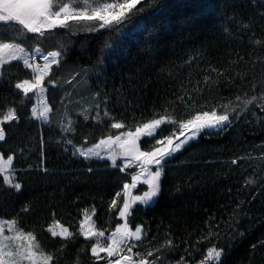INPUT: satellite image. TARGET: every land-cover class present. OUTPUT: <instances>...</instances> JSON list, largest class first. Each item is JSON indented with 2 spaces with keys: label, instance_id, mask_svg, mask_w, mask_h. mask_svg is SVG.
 I'll return each mask as SVG.
<instances>
[{
  "label": "trees",
  "instance_id": "1",
  "mask_svg": "<svg viewBox=\"0 0 264 264\" xmlns=\"http://www.w3.org/2000/svg\"><path fill=\"white\" fill-rule=\"evenodd\" d=\"M141 4L146 5L145 12L121 25L119 34L82 32L63 41L58 38V44L67 46V68L55 100L49 96V103L62 113L65 109L59 101L64 99L68 113L78 120L74 143L87 136L91 145L117 132L109 127L112 121L103 111L101 124L77 117L80 112L95 116L97 103L115 121L133 126L151 118L153 109L163 113L166 106L169 114L179 117L186 111L179 101L185 93L196 99L197 108L211 107L234 98L238 90L249 91L253 83L257 88L264 84V50L253 45L249 36L264 38V20L256 11L259 0L255 7L251 0H145ZM240 21L250 28L243 29ZM101 57L103 64L98 63ZM81 68L88 71L68 83ZM212 69L224 75L218 78ZM13 72L21 79L29 76L22 66ZM229 77H234L232 83ZM6 103L15 104L21 119L6 126L4 147L14 151L15 164L24 171L18 174L19 193L0 181V218L18 219L48 250L62 243L47 231L54 223L78 233L85 214L93 209L97 229L106 235L114 231L122 222L109 204L129 181L127 174L109 167L107 161H85L64 152L57 143L59 130L29 119L34 101L20 104L7 80L0 84V106ZM257 115L264 114L257 110ZM57 119H62L60 113ZM141 145L148 148L143 141ZM25 206L26 213L21 211ZM129 221L130 226L142 224L149 229V247L171 238L178 245L176 256L188 244L197 246L209 226L218 224L214 231L219 238L205 239L198 245L201 252L214 245L224 250L221 264H264V124L255 116L247 121L241 116L227 132L202 135L189 144L168 163L158 202L148 208L136 206ZM89 244L76 235L58 253L59 264H92Z\"/></svg>",
  "mask_w": 264,
  "mask_h": 264
},
{
  "label": "snow or ice",
  "instance_id": "2",
  "mask_svg": "<svg viewBox=\"0 0 264 264\" xmlns=\"http://www.w3.org/2000/svg\"><path fill=\"white\" fill-rule=\"evenodd\" d=\"M251 2L255 7L257 0ZM145 7L141 0H102L96 4L90 0H0V84L7 80L20 104L34 101L29 119L42 126L56 127L60 132L57 143L62 144L64 152H70L72 157L85 161H111L109 167L119 168L130 178L123 183L122 189L115 193L109 204V210H116L123 222L107 236L105 231L83 223L78 233L70 232L67 228L60 232L49 228L51 236L62 238V243L55 250H48L34 232L26 231L20 225L18 219L0 218V264H59L62 257L58 253H63L68 243L78 234L90 241L87 247L90 248L92 264H221L223 248L213 245L206 252H201L198 247L205 239L219 238V233L214 231L219 228L218 224L209 226L206 236L196 242L197 246L188 244L176 256L174 252L178 245L171 238L159 246L149 247V229L142 224L130 226L129 217L137 205L148 208L158 202L168 163L190 142L198 140L202 135L227 132L241 116L246 121L248 116H255L258 122L264 124V115H257V110L264 114V84L257 88L253 83L249 90L251 94L249 91L238 90L234 98H227L226 102L222 99L211 107L200 105L197 108L196 99L185 93L179 96V101L184 103L186 111L179 117L175 113L169 114L166 106L163 113L153 109L151 118L138 121L133 126L115 121L109 116L106 107L101 109L100 103H97L95 116L80 112L76 114L77 117L82 115L85 123L91 118L101 124L103 111L104 116L112 121L109 127L117 132L114 135L109 133L91 145L87 136L83 137L82 143H74L78 120H74L68 113L64 99L59 101L65 109L62 113L61 108L49 103V96L55 100L59 81L67 68V46L58 44V38L63 41L82 32L119 34L122 31L120 26L142 15ZM256 11L264 20V0H259ZM239 25L243 29L250 28V24L243 21ZM249 36L253 45L264 50V38L254 33H249ZM107 46L111 47L110 44ZM98 63L103 64L102 57ZM21 66L28 71L27 78L21 79L13 72V69ZM87 71L83 68L75 71V76L67 82L72 83V80ZM212 71L217 72L218 78L224 75L222 71ZM237 75H240L238 70ZM233 79L229 77L228 82L232 83ZM204 80L208 84L210 77L206 76ZM215 82L218 83V79ZM95 95L98 97L99 93ZM69 103L72 101L69 100ZM104 103L106 105V100ZM57 113L62 115V119H57ZM20 119L14 103L0 106V181L17 193L22 190L18 174L24 170L16 166L14 151L5 150L4 146L7 144L6 126L18 124ZM141 141L148 145L147 149L142 148ZM121 158L122 165L117 163ZM231 163L236 164L237 160ZM133 168L137 171H128ZM43 171L47 172V169ZM88 171L91 172L92 168L89 167ZM141 184L146 188L134 194V190ZM21 211L26 213L29 209L25 206ZM92 214H95V209Z\"/></svg>",
  "mask_w": 264,
  "mask_h": 264
},
{
  "label": "rangeland",
  "instance_id": "3",
  "mask_svg": "<svg viewBox=\"0 0 264 264\" xmlns=\"http://www.w3.org/2000/svg\"><path fill=\"white\" fill-rule=\"evenodd\" d=\"M143 1H145V0H141V3L143 2ZM90 2L91 3H93V4H96V3H100V2H102V0H90ZM107 2H113V0H107ZM139 6V5H138ZM93 25H88V27H92ZM87 33V32H86ZM40 62H42V61H40ZM197 141V140H196ZM195 142V141H194ZM141 143H142V141H141ZM192 142H190V144H191ZM188 145H186L185 146V148L187 147ZM183 150V149H182ZM181 150V151H182ZM180 153V152H179ZM178 153H176V155H177ZM97 161V160H96ZM107 162H109L110 164H111V161H107ZM117 163L118 164H121L122 165V163H123V158H121V159H118V161H117ZM128 171H137V169H129ZM125 173V172H124ZM144 188H146V186L145 185H139L138 187H137V189L136 190H134V194H136V193H139L140 192V190L141 189H144ZM137 206H140V205H137ZM87 216V220L85 219V217ZM94 216H95V214L93 215L92 214V211H89V212H87L86 214H85V216H84V219H83V224H85V226H94L96 229H97V227H96V224H95V221H94ZM121 222H123V221H121ZM53 231H56V232H60V231H62V229H64V228H66V227H64L63 225H61V224H59V223H54L51 227H50ZM48 231V230H47ZM48 233L51 235V233L48 231ZM106 235V234H105ZM107 236V235H106ZM54 238H60V237H54ZM84 238V237H83ZM60 239H62V238H60ZM85 239V238H84ZM88 241V240H87Z\"/></svg>",
  "mask_w": 264,
  "mask_h": 264
}]
</instances>
